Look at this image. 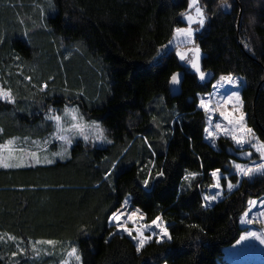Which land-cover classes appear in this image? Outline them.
I'll return each instance as SVG.
<instances>
[{
    "label": "trees",
    "instance_id": "1",
    "mask_svg": "<svg viewBox=\"0 0 264 264\" xmlns=\"http://www.w3.org/2000/svg\"><path fill=\"white\" fill-rule=\"evenodd\" d=\"M52 3L54 9L48 0H0V85L17 97L14 105L0 100L5 130L0 143L48 137L54 131L44 118L48 108L60 113L65 105L99 121L112 143L99 147L79 140L67 160L0 169V264H58L64 254L60 246L53 255L36 257L31 251L39 240L76 246L83 264H217L222 249L239 238L248 198L264 195V176L243 179L223 199L201 207L202 193L213 183L211 171H232L226 151L235 148L225 137L217 139V149L204 140L206 115L197 107L198 97L212 83H199L197 73L179 62L176 49L155 62L174 29L187 25L180 14L189 11L188 0ZM229 4L199 0L208 17L194 38L200 67L213 81L228 74L243 78L248 126L264 140V0ZM177 71L184 79L181 94L173 98L168 80ZM45 82L48 88L40 92ZM150 160L157 165L153 175L162 168L165 176L145 188L141 169ZM108 172L112 175L105 179ZM186 172L202 175L188 187ZM127 196L146 223L161 216L173 239L152 240L137 252L130 237L113 235L109 217ZM19 248L26 253L13 257Z\"/></svg>",
    "mask_w": 264,
    "mask_h": 264
},
{
    "label": "snow or ice",
    "instance_id": "2",
    "mask_svg": "<svg viewBox=\"0 0 264 264\" xmlns=\"http://www.w3.org/2000/svg\"><path fill=\"white\" fill-rule=\"evenodd\" d=\"M220 5L222 7H231L229 0H220ZM49 8L54 9L52 0H48ZM195 8V16L190 14V11L181 13L180 15L188 22L187 27H177L174 29L173 37L168 41V44L163 45L162 48H167L174 41L183 37L182 43L191 44L193 47L187 48L186 50H180L179 45H177L176 56L180 61L186 62L190 65L196 73L199 74V79L204 81L206 79V74L201 70L200 67V53L201 49L198 45L195 44L194 40V29L193 24H197L200 27H203L208 19L206 15L205 8L199 6V0H188V9L191 10ZM41 15H43V9H41ZM0 43H3V40L0 39ZM159 55V51L157 53ZM19 59V57H16ZM27 80H31V77H25ZM239 77L234 76L233 74H228L220 78L221 81L227 82V84L233 87H239ZM183 74L182 73H172L168 80L171 90H176L182 86ZM223 86V85H220ZM217 87L213 85V88ZM48 88L47 82L40 86L39 91L45 92ZM68 90L65 89V92ZM83 95V93H77V96ZM198 108L203 110L206 116H208L209 127L204 129L206 133V139H210L215 146V141L219 138L220 135H223L229 138L240 150V154L246 157H253L254 154H258V161L255 159H250L248 163H237L235 160L230 162V168L234 169V172L229 169H224L222 172L221 168H216L211 171L210 176L213 179V183L210 185L211 188L217 189L218 191L214 195H204L203 200L205 201L201 207H209L208 202L215 201L221 195L224 185L222 181L226 182V188L229 192L234 189H238L241 181L244 178L251 179L256 175L264 176V140H261L253 130V128L248 126L247 115L244 112V101L241 98V95L238 91H234L226 97H221L216 100L215 104L213 103L212 95L206 94L199 96ZM161 99H163L161 97ZM0 100L7 102L8 104H16L17 97L13 93V90L0 86ZM228 105L232 106V110H228ZM218 112L219 116L226 121V124L216 123L214 130L212 129V114ZM46 121H52V127L54 131L49 133V136L44 139L43 145L39 141L32 140L31 144L35 146L37 151H31L24 147H19L20 143L27 144L30 140L29 137H24L21 141L20 137H11L6 139L3 143H0V168L10 169V168H22L26 166H33V164H53L55 163V158L59 157L60 159H65L70 156L68 151L69 147L73 144V140L76 137H82L86 142H105L112 143V141L107 139L106 130L101 126V124L96 121H85L83 114L79 112L77 107H69L65 105L63 109V115L56 114V110L49 107L47 113L45 114ZM152 121L154 124L157 123V117L153 116ZM175 123V121H173ZM4 128L0 127V136L4 134ZM166 133L161 134V140L164 143H167L164 140ZM61 142V150L52 152L48 154L47 146L53 141ZM144 143L151 148V144L148 142L147 137H143ZM245 146H248L253 151H244ZM126 152L127 149H124ZM45 153L43 156L40 153ZM19 153V154H18ZM152 155L155 156L156 153L153 151ZM112 169L116 168V164H112ZM157 165L154 160H150L148 165H145L141 171L146 173V178L142 181L145 188L149 186L150 181L158 179L165 176V171L161 168L159 171H153L156 169ZM203 167V165H201ZM224 173H227L225 175ZM112 175L111 172L106 173L105 179H109ZM202 175L199 172H186L184 180L187 182L188 187L192 186V181L196 180L198 176ZM229 176L237 177L235 183L232 179H229ZM183 187V186H182ZM129 204L128 198H125L123 206L121 209L114 211L109 217V223L118 229V231H123L127 233L129 237L137 242L136 251H142L145 246L153 240V237H158L156 243H162L164 238L171 241L173 239L167 224L163 221L161 216H157L154 220L151 221V225L140 224L139 221H142L144 217L138 215L139 209L133 212H126L123 209L126 208ZM249 208L244 211L240 223L242 224H253L255 222V217L252 219L249 218V213L252 211V208L257 207L258 205H264V200L260 199H249L248 200ZM260 216L264 217V212L259 213ZM131 222L134 227H129L128 223ZM260 224L264 226V220L260 221ZM154 226L156 229H159V232H153L152 235H145L147 228ZM190 228H198L199 225L191 224ZM135 233V235L133 234ZM116 235V233H113ZM4 239V235H0V241ZM8 239L15 240L14 236H8ZM249 239H256L261 244H264V234H259L257 232H248L246 231L244 235H241L237 243L247 241ZM36 245H48L52 249H55L57 246L61 247L62 252L66 254V258L62 256L59 261V264H83L82 255L80 254L79 249L76 246H71L70 248H63L62 242L56 240H39L33 244L31 251L35 254L36 257H39L43 251L45 255H53V251L47 249H41ZM26 249L19 248L18 251L11 253L13 257H16L18 254L23 255L26 253Z\"/></svg>",
    "mask_w": 264,
    "mask_h": 264
},
{
    "label": "rangeland",
    "instance_id": "3",
    "mask_svg": "<svg viewBox=\"0 0 264 264\" xmlns=\"http://www.w3.org/2000/svg\"><path fill=\"white\" fill-rule=\"evenodd\" d=\"M189 11H190V14H192L193 16H195V8H193V9H191ZM185 23L187 24L185 27H187L188 26V22L186 20H185ZM194 26H198V28H196ZM192 27L194 29V37L193 38H195V33L198 32V31H200V29L202 27H200L197 24H193ZM182 40H183V37L179 38L178 40L174 41L171 45H169L166 49L165 48H162V47L159 48V50H158L159 51V55H157V58L155 59V62H157L160 59V57H162L163 55H166L170 50L176 49V51H177V45H179V49L180 50H186L187 49V48H181L182 45H191V44L182 43L181 42ZM192 46L193 45H191L188 48H191ZM178 60H179V58H178ZM179 62L182 65L190 68V70H194V69L191 68L190 65L186 64V62H183V61H180V60H179ZM234 76L240 78L239 79V87H233V86L227 84V82L221 81L220 78L222 76L219 77V78H217L215 81L212 82V84H211V90L208 93H206V94H209L210 93L212 95L213 103L214 104H215L216 100L220 99L221 97H226V96H228L229 94H231L234 91H238L240 93V95H241V91H242V88L244 86V80H243L242 77H240L238 75H234ZM213 85H216L217 87L213 88ZM220 85H223V86H220ZM206 94H202L200 96H203V95H206ZM198 100H199V98H198ZM68 106L69 107H77V106H71V105H68ZM63 109L60 111V113H58L56 111V114L63 115ZM228 110L229 111L232 110V106L231 105H228ZM79 112H80V110H79ZM211 119H212V129L213 130H214V126H215L216 123H222V124H226L227 123L226 121L223 120L222 117L219 116V113L218 112L212 114V118ZM85 121H88V122L96 121L97 123L101 124L99 121L94 120V119H92V120L85 119ZM50 122L53 124L52 121H50ZM206 127H209V124H208V116H206V125H205V128ZM205 137H206V133L204 132V140H205V142L207 144H209L212 148L217 149V145H216V141L217 140L215 141V146H213L212 141L210 139H206ZM219 137H225V136L220 135ZM225 138H227V137H225ZM44 139H42V140H35V141H39L41 143V145H43ZM227 139L230 142H232L229 138H227ZM22 140L23 139H21V141ZM79 140L80 141H83V142H86V141H84V139L82 137H76L73 140V144L68 149L69 153H70V150H71L72 146L74 145V143H76ZM108 140H110V139H108ZM89 142L92 143V144L98 145L99 147H104V146H106V145L109 144V143H105V142H95V143H93L91 141H89ZM232 144H233V146H234V148L236 150L240 151L239 149H237V146L233 142H232ZM19 147H24V148H26L28 150H31V151H37V149L35 148V146L31 144V141H29L27 144L20 143L19 144ZM47 148H48V154L49 155L52 152L60 151L61 150V142L54 140L51 144H49L47 146ZM244 150H249V151H253L254 152V150L253 149H250L248 146H245V149ZM44 154L45 153H43V152L40 153L41 156H43ZM68 158L60 159L59 157H56L55 158V162H57V161H64V160H67ZM252 159H255V160L258 161V154H254ZM231 161H233V160H231ZM248 162H245V163H248ZM237 163H240V162H237ZM39 165L42 166V165H50V164H45V163L33 164V166H39ZM33 166H26V167H22V168L33 167ZM0 169H4V168H0ZM10 169H20V168H10ZM232 172H234V169H232ZM257 176H260V175H256V176L252 177L251 179H248V178H244V179H246L248 181H251V180H253ZM222 184H223V182H222ZM223 185H224V187H223L222 193L217 198V200L208 202L210 204V206L214 205L216 202H218L221 199H223V197L225 196V194L230 193L227 190V188H226V182ZM217 191H218L217 189H214V188L209 187L205 192L202 193V198H203L204 195H214V194H216ZM126 198H128L129 204L123 210L126 211V212H129V213L130 212H133V211H136V210L130 208V206H131V198H130V196H127ZM249 199H260V200H264V195L263 196H259V197H256V196L249 197L248 200ZM248 200H247L246 208H245L244 211L248 210V208H249ZM203 202L205 203L204 200H203ZM243 212H242V214H243ZM260 212H264V205H258L257 207L252 208V211L249 213V218L250 219H252L253 217H255V222L253 224H242L239 221V225L242 228V231H241V233L239 235V238H240L241 235H244L246 231H248V232H257L259 234H264V226H262L260 224V221L261 220H264V217H262V216L259 215ZM242 214L240 215V220H241ZM138 215H142V214L139 212ZM138 223H140L142 225L143 224L151 225V223H146L144 221V219L142 221H139ZM128 226L129 227H134V225L131 222L128 223ZM113 231H114V233H119V234H123V235L128 236L127 233H125L123 231H118V229L116 227H114V226H113ZM154 231L158 233L159 232V229H156L154 226H151V227L147 228V230L145 231V235H152V233ZM133 234L135 235V233H133ZM157 238L158 237L154 236L153 237V240H156ZM239 238L234 243H232V244H230L228 246H225L222 249V256H221V259L217 262V264H264V244H261L256 239H249L247 241H243V242H241V243L238 244L237 241L239 240ZM133 241H134V243L136 245L137 242L135 240H133ZM163 241H168V240H167V238H164ZM38 247L41 248V249H46L48 247L51 251H54V249H52L51 246H48V245H46L45 247H41V246H38ZM62 256L66 258V254L65 253L63 255L59 256V258L61 259ZM59 261H58V264H59ZM73 264H75L74 261H73Z\"/></svg>",
    "mask_w": 264,
    "mask_h": 264
},
{
    "label": "water",
    "instance_id": "4",
    "mask_svg": "<svg viewBox=\"0 0 264 264\" xmlns=\"http://www.w3.org/2000/svg\"><path fill=\"white\" fill-rule=\"evenodd\" d=\"M201 57H202V54L200 53V60H201ZM175 73H182L183 74V79H184V73L183 72L177 71ZM205 74H206V79L204 81H201L199 79V74L197 73V75H198V82L199 83H208V84H211L213 82V76H212V74L211 73H205ZM182 83H183V80H182ZM181 91H182V86L173 91V90H171L170 85L168 84V92H169V94H170L171 97H173V98L178 97L181 94ZM244 151H249V150H244ZM226 152H227V155L232 160H235V161L240 162V163L248 162L252 158V157L249 158V157H246V156H242L240 154V151H236L233 148H228Z\"/></svg>",
    "mask_w": 264,
    "mask_h": 264
},
{
    "label": "crops",
    "instance_id": "5",
    "mask_svg": "<svg viewBox=\"0 0 264 264\" xmlns=\"http://www.w3.org/2000/svg\"><path fill=\"white\" fill-rule=\"evenodd\" d=\"M121 209V208H120ZM143 216V215H142ZM144 217V216H143Z\"/></svg>",
    "mask_w": 264,
    "mask_h": 264
}]
</instances>
